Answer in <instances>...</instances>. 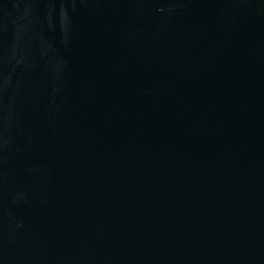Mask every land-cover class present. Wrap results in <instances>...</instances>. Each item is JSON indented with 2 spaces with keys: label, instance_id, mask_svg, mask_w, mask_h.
Returning a JSON list of instances; mask_svg holds the SVG:
<instances>
[{
  "label": "water",
  "instance_id": "95a60500",
  "mask_svg": "<svg viewBox=\"0 0 264 264\" xmlns=\"http://www.w3.org/2000/svg\"><path fill=\"white\" fill-rule=\"evenodd\" d=\"M0 264H264V0H0Z\"/></svg>",
  "mask_w": 264,
  "mask_h": 264
}]
</instances>
